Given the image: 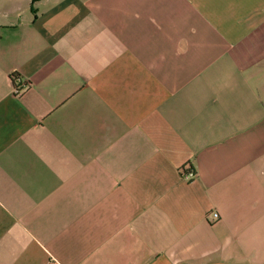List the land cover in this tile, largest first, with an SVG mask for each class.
Here are the masks:
<instances>
[{
	"label": "crops",
	"instance_id": "1",
	"mask_svg": "<svg viewBox=\"0 0 264 264\" xmlns=\"http://www.w3.org/2000/svg\"><path fill=\"white\" fill-rule=\"evenodd\" d=\"M0 264H264V0H0Z\"/></svg>",
	"mask_w": 264,
	"mask_h": 264
},
{
	"label": "built area",
	"instance_id": "2",
	"mask_svg": "<svg viewBox=\"0 0 264 264\" xmlns=\"http://www.w3.org/2000/svg\"><path fill=\"white\" fill-rule=\"evenodd\" d=\"M14 86L15 89L18 91H21L24 89L25 85H24V81H22V79L20 78V76L15 75L14 76ZM184 178L187 180H190L192 178H194L196 176V173L194 170H189L186 173H184ZM210 213V219L211 221H216L219 218V213L216 210H212L209 212Z\"/></svg>",
	"mask_w": 264,
	"mask_h": 264
},
{
	"label": "trees",
	"instance_id": "3",
	"mask_svg": "<svg viewBox=\"0 0 264 264\" xmlns=\"http://www.w3.org/2000/svg\"><path fill=\"white\" fill-rule=\"evenodd\" d=\"M14 76H15V75H12V80H13V81H14V79H13V78H14Z\"/></svg>",
	"mask_w": 264,
	"mask_h": 264
}]
</instances>
